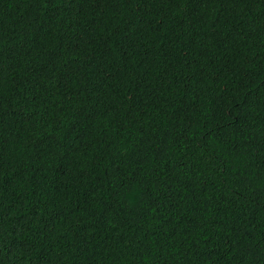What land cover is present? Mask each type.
<instances>
[{
    "label": "trees",
    "instance_id": "16d2710c",
    "mask_svg": "<svg viewBox=\"0 0 264 264\" xmlns=\"http://www.w3.org/2000/svg\"><path fill=\"white\" fill-rule=\"evenodd\" d=\"M0 264H264V0H0Z\"/></svg>",
    "mask_w": 264,
    "mask_h": 264
}]
</instances>
